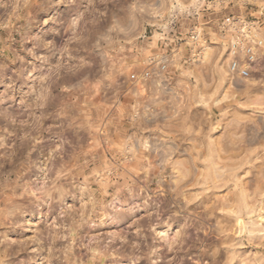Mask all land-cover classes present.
Instances as JSON below:
<instances>
[{
  "label": "clouds",
  "instance_id": "1",
  "mask_svg": "<svg viewBox=\"0 0 264 264\" xmlns=\"http://www.w3.org/2000/svg\"><path fill=\"white\" fill-rule=\"evenodd\" d=\"M0 264H264V0H0Z\"/></svg>",
  "mask_w": 264,
  "mask_h": 264
}]
</instances>
